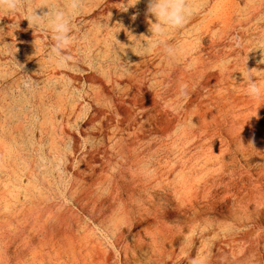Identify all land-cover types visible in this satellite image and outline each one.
<instances>
[{
	"label": "rangeland",
	"instance_id": "obj_1",
	"mask_svg": "<svg viewBox=\"0 0 264 264\" xmlns=\"http://www.w3.org/2000/svg\"><path fill=\"white\" fill-rule=\"evenodd\" d=\"M190 4L145 54L148 0H83L61 65L50 32L0 12V264H124L161 224L197 238L183 264H264V0ZM45 5L65 0H32ZM120 177L169 214L123 226L114 246L122 210L93 206Z\"/></svg>",
	"mask_w": 264,
	"mask_h": 264
},
{
	"label": "clouds",
	"instance_id": "obj_2",
	"mask_svg": "<svg viewBox=\"0 0 264 264\" xmlns=\"http://www.w3.org/2000/svg\"><path fill=\"white\" fill-rule=\"evenodd\" d=\"M83 0H65L64 8L42 6L49 9L43 15L36 13L37 8L33 10L32 0H0V12L6 13L10 17L21 10L25 11V19L29 22V27L36 30H44L51 33V39L54 41L48 52L50 62L57 65L65 64L71 60L70 56L64 54L72 43L71 35L72 17L81 9ZM138 2V0H137ZM66 9V10H65ZM194 9L190 4V0H148L147 13L154 17V21L149 19V31L153 34L147 39V45L143 43V52L151 54L160 41H156L154 37H162L170 30L182 29L193 14ZM10 26V25H9ZM3 30V29H0ZM141 36L139 39L143 38ZM259 49H264L262 46ZM165 51L169 55H174V50L166 48ZM264 63V60L261 61ZM253 69H248L247 79L250 81L248 94L253 98L260 96V88L252 81ZM191 264H199V260L193 259Z\"/></svg>",
	"mask_w": 264,
	"mask_h": 264
},
{
	"label": "bare ground",
	"instance_id": "obj_3",
	"mask_svg": "<svg viewBox=\"0 0 264 264\" xmlns=\"http://www.w3.org/2000/svg\"><path fill=\"white\" fill-rule=\"evenodd\" d=\"M115 187L117 192L113 191L105 197L96 198L94 203H96L97 206H93L98 209L99 214L102 217L108 211L111 212L116 206L122 210L125 218L123 219L121 226L116 227L115 232L113 233L112 237L114 246H118L122 241L120 229H122L123 226L129 229H134L137 226L146 224L149 220H154L169 214L167 206L162 208L153 205L151 208L155 211L152 212L149 208L145 207L144 204L146 203L143 200L134 199L135 194L140 193V186L135 181V178H132V181L127 182L123 177H120L117 180ZM121 191H123L122 194ZM122 195L126 196V198L122 199ZM164 198L170 203H174L176 206L180 207L183 205H178L175 197L172 198L171 196H165ZM149 203H152L151 199H149ZM128 204L136 209L137 216H134V211L128 209ZM182 229L185 231V228L170 231L167 226L161 224L152 231H145L143 237L142 235H138L134 243L131 245L133 250L130 251V253H128L130 247L124 246L123 263L129 264L131 261L130 259H133L134 262H138L139 258L142 261L141 264H183L188 259V256L194 252L195 241L197 238L194 236L192 230L190 235H183V232L181 231ZM145 238L150 241L149 244L144 242L143 239ZM177 243H183V246L177 249L171 248L168 252H165L162 249V246L165 244L174 245ZM101 259L100 264H108L106 255Z\"/></svg>",
	"mask_w": 264,
	"mask_h": 264
}]
</instances>
